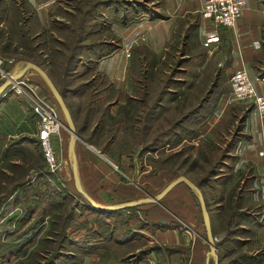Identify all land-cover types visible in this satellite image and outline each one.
I'll return each instance as SVG.
<instances>
[{"label":"crops","instance_id":"obj_1","mask_svg":"<svg viewBox=\"0 0 264 264\" xmlns=\"http://www.w3.org/2000/svg\"><path fill=\"white\" fill-rule=\"evenodd\" d=\"M209 1L0 0V31L2 34L4 32L5 36L0 38V51L2 52L1 47L6 41L9 48L5 49V58L10 60L9 69L15 75L22 74L27 62L21 47L25 40L20 39V33L15 31L17 28L23 30L30 38L35 54L41 58H49L61 50H70L68 44L81 45L76 51L81 61L74 70L78 71L80 66L84 67V73L93 72V75L103 77L112 90L125 95L124 102L118 98L111 100L112 107H118L119 103H148L145 97L137 96L141 91L136 83L137 78L140 75H144L142 77L145 79L147 76L165 74L171 66L170 60H182L172 72L182 77L170 79L176 87L162 89L163 92L154 104L157 106L159 101L158 106L165 107L162 100L166 96L170 97L168 101H179L178 106L182 114L174 123L181 124L165 129L164 139L170 133L171 137L181 138L178 142L181 144L187 140L183 134L186 130V133L192 135L190 140L195 156L201 139L212 141L216 147L223 148L230 140L234 128L238 124L243 126L242 137L230 151L229 157L222 161L221 173L218 175L220 177H217L213 187L206 188V191L212 190L211 197H208L207 192L205 195L204 191V198L216 237L215 213L219 223L223 220L224 223L227 222L228 211L221 209L225 206V199L222 198H225L229 188L238 182L247 186L244 193L245 207H251L250 211L257 215V221L242 223L239 226L241 229H236V234L230 232V239L217 249V256L209 254L210 245L207 242L203 216L202 219L199 216L191 190L185 183H179L161 198L165 197L166 202L160 199L158 202H143L131 206L133 210L123 209L124 214L135 213L128 216L124 223L128 229L141 220L147 226L132 230L125 238L112 237L108 248L104 239L97 237L94 240V249L84 256L82 263L228 264L239 254L247 252L248 250H244L247 245L255 246L256 249L249 252L257 257L264 251V117L259 115L253 104L235 102L231 99L230 89L223 90L225 83L228 84L234 75L246 72L257 91L264 95V0H248L241 18L234 27L216 26L213 23L211 16L204 11ZM6 36L9 39L6 40ZM54 43L61 46L55 48ZM89 44L95 46L87 50L86 45ZM0 57L5 59L1 53ZM40 67L47 74L50 73ZM29 71L31 70H27L23 75L27 76ZM218 78L219 81L224 80V84L221 81V89L224 92L218 89L219 84L214 88ZM3 82L0 80V85ZM199 106L202 107L199 113L192 114L190 120L182 121L190 110ZM186 107L190 109L184 113ZM243 117L245 118L242 121ZM35 118L23 98L13 92H7L6 88L0 92V186L38 187L45 196V201L35 195L30 198L33 211L30 213V221L25 225L32 222L36 216L42 219L34 229V232H38L33 243H28L26 248L33 246L49 227L50 213L46 210L45 203H50L52 192L46 189L48 182L47 177L41 173L43 169L35 166L29 158L38 151L32 145L33 141H37L38 126ZM144 118L141 127L132 126L135 133L150 132L151 119L148 114ZM96 123L98 120L88 126L94 130ZM121 130L123 128L119 131ZM64 131L65 128L62 127L59 142L53 140L55 151L58 148L64 159L60 160L63 163L60 187L72 198H84L76 189L73 178L69 151L71 132H68L66 142ZM91 131V128L85 126L79 130L75 127L77 138L73 146L80 186L97 204L118 205L151 197V184L158 185L163 181L165 187L170 180L178 176L170 166L162 163L163 166H159L158 173L152 177L149 172L150 164L144 159L141 160L143 154H150L151 151L145 150L140 141L137 143L136 147L139 149L137 148L134 157L128 158L130 164L121 160L119 165L111 160L105 151L86 139L87 133L89 139L92 137ZM166 146L161 148H165V155H168L166 153L172 149ZM175 150L178 151V147ZM207 152L217 154L209 150ZM222 194L225 197H219ZM13 195L8 194L0 204L1 241H6V236L10 233V229H2L4 223L10 219L14 225L28 208L26 199L20 197L16 200ZM79 200L83 204L82 198ZM55 204L56 201L52 205ZM71 204L73 203L68 205ZM211 204L217 206L216 211L212 210ZM150 205H153V208ZM41 212L42 215L39 214ZM114 214L116 213L107 217L106 222L111 224ZM92 215L90 209L83 215L76 214L74 223L66 229L67 233L76 238L83 237L87 229L83 225L84 220L88 221ZM242 229L251 231L253 237L247 236ZM242 236L247 237L243 239ZM238 238L246 243L238 248H229L232 243H237ZM153 247H158L159 250L151 251L143 260H136L133 256L128 261H122L116 255V249L126 251L124 255L120 254L125 256ZM107 249L114 251L111 252L110 258L104 255ZM220 250L222 253L230 250V253L220 260ZM13 260L14 258H11L10 261L0 264H13ZM256 264H264V255Z\"/></svg>","mask_w":264,"mask_h":264},{"label":"rangeland","instance_id":"obj_2","mask_svg":"<svg viewBox=\"0 0 264 264\" xmlns=\"http://www.w3.org/2000/svg\"><path fill=\"white\" fill-rule=\"evenodd\" d=\"M54 44H55V48L61 46L58 43H54ZM68 46H70L69 47L70 50H67V49L64 50L63 51V53H65L64 56H62L60 54V57H59V54L53 53L51 56V60H50L51 64L49 65V67L44 65V68L48 72H50V73H48V76L50 75L51 80L53 81V83L57 87L58 91L62 95L63 100H64V102H65V104H66V106L70 112L72 121L74 123V127H76L77 130L83 128V126L91 128L92 129V131H91L92 137L89 139V133H87L85 135L86 139L92 141L93 145H95L98 149L105 151L107 153L108 157L111 160H114L118 164L121 160L123 162H126L127 164H130V161L128 158L134 157L135 152H137V150L139 149L138 147H136L138 145L137 143L139 141L142 142L141 146L146 145L147 149L151 150L150 154L149 153L143 154L141 157V160L144 159L146 163L150 164V171L149 172H150V175L152 177H155V174L158 173L159 166H163L162 159L165 158V156L167 157L170 153L177 151V150H175L176 147H178L179 150L183 148L185 150L184 156L187 155L189 158L188 162H186L184 164V166L181 167L180 166L181 157H180V159H177L176 161L174 160V163H172V164L168 163L166 165L170 166L172 168V171H175L176 169H178V171H181L182 173L178 174V176L185 175L197 184V182L200 180V176H202L206 172L205 168H208V164L205 163L203 160H200V162H201L200 164H202V168L196 169L195 172H190L191 160H193L194 157H193V153H192L193 150L190 148L192 141L190 140L189 137H187L189 134L186 133V131H184L183 134L187 137V140L181 144H178L175 137L170 138V139H172V141H174V143L166 146L167 148H169V146H170V148L172 149V150L168 151L169 153H166L168 155H165V152H164L165 148H161V147L157 151L152 152V150H153L152 148L155 147L153 145L161 144L163 140L165 142L164 135H163L164 130L168 129V128L171 129L172 127H174L175 120L178 119L182 114L181 109L178 106L179 101H177V100H175L174 102H171L170 100L168 101V98H170L168 96H166V97L163 96L164 99L162 100L163 101L162 103L163 104L165 103V107H159L158 106L159 101L157 103L158 104L157 107L155 106L154 109L152 107L155 104V102H157L159 93L161 92L162 89H167L169 87H176L174 82L168 81L169 80L168 78L175 79L177 77H182V75H180V74H172V76H171V72H172V70H174V66L175 67L178 66L177 65L178 60H174V59L170 60L171 66L168 68L167 73H165V74H159V75L155 74L153 76H147V78H145V79H144V77H142V75H140V76L138 75L139 77L137 76L138 78H137L136 83H137L138 88H141V91L137 94V96H138V98H140V96L145 97V100H147L148 103L143 104V105L142 104L141 105L140 104H136V105L134 104L132 106L129 105L130 107H127L128 111H129L128 112L129 119H128V118H124V116L120 112V108H122V106L124 105L123 103L122 104L119 103L118 107H114V106L112 107V105H110V106H108V108H106V106L109 104V102L111 100L118 98V99H122L121 101L124 102L126 97L124 96V94L120 93V95H119L116 92L112 91L107 86V83L102 79L101 76H99L97 74L93 75V72L86 74L83 71L84 67H81V66L79 67L78 71H74L75 73L70 74V72H68V71L64 72L65 70L63 68V64L66 61V57L69 55V53L71 51L72 45L68 44ZM84 56H85V54H84ZM4 63H7V65H8L5 67V69H9L10 60H6V61H4ZM163 67H165V65ZM24 77L26 79L28 78V81L30 83L34 84L36 91L38 93L43 94L46 97L45 99L49 103H51L52 105H54L56 107L60 120L62 121L63 124H65V126H67V122L64 118V115H63L57 101L55 100L51 90L48 88V86H47L46 82L43 80V78L34 70L29 71L27 76H24ZM87 82H89L90 85L82 86V84L87 83ZM38 85L40 87H38ZM41 86H42V88H41ZM41 89L42 90L44 89L46 93H43L41 91ZM20 97L23 98V100L28 103V101L24 97H22V96H20ZM92 98H93V100H92ZM110 104H112V102H110ZM149 105H150V107H149ZM187 109H190V108L186 107L183 112L184 113H185V111L187 112ZM150 110H151V112H153V114L150 113V114H152V120L150 123V132H149L150 134L146 133L145 131H139L138 133H135L132 126L136 125L138 127H141L142 120L145 119L144 116ZM99 119H100L101 124L96 123L95 125H97V127L94 130L92 127L88 126V125H92L94 122H97V120L99 121ZM92 120H93V122H91ZM36 122H37V119H36ZM63 128H65L64 134H66V142H67L69 131L66 129V127H63ZM121 128H123V130L119 131ZM155 137L158 138V140L154 142L153 140L155 139ZM137 139H139V140L137 141ZM54 140L56 142L58 139L56 138ZM58 142H59V140H58ZM32 145H33V148H37L38 151H37V153L34 152V154L32 156H29L30 161L35 166H40V168L44 170L46 164H45V160L42 156L38 140L36 142L33 141ZM172 146H175V147H172ZM54 150H55V147H54ZM56 151H57V155L59 157L58 159L62 160L63 158L60 155L58 148L56 149ZM190 154H192V155H190ZM183 172L187 173V175L184 174ZM39 176H41V175H39ZM178 176H175V178ZM43 178H45V177H43ZM60 178L61 177H58L57 175H53V179L56 183L57 188L60 187V186L58 187V185H60V183L62 182V180ZM174 179H172V180H174ZM164 185H165V183L163 181H161L158 185L151 184V187L149 188L150 195H152V196L156 195L164 187ZM56 187H52L51 185L46 183V189L48 188L52 191L54 189V191H56L60 194H66V193H63L66 191L62 187H60L59 189H56ZM206 188L205 187L201 188V190L203 192V195H204V191H205V195L207 192L208 197L210 198L211 194H212V190L208 189L206 191ZM10 189H11V187H8V186H0V195L1 194H8ZM12 193H10L9 196H11ZM216 193H218V192L216 191ZM40 195H42V196H39L40 200L45 201L44 200L45 199L44 194L40 193ZM192 196L194 198L193 194H192ZM53 198L54 197H50V203L49 204L45 203V206H47V207H49V205L52 206V204L55 202V199H53ZM81 198L83 200V202H82L83 204H81V202L79 200ZM164 198L161 199L162 202H166V201H164L165 200ZM194 201H195V206L198 209L199 216L202 219L200 201L196 200V198H194ZM70 202L73 203L71 205L74 208L75 214H77V215L82 214L83 215V214H85L86 211H88V209L86 208V204H88V203L81 196L73 197V198L70 196L68 202L65 203L64 205H62L61 207H59V211L62 212L65 209H68L69 208L68 204H70ZM150 206H152L151 208H153V205H150ZM207 207H208V205H207ZM211 207H212V210H214V211L217 210L216 205L211 204ZM131 210H133V209H131ZM51 212H53V210ZM134 214L135 213H131V214L129 213V214H125V215H127V217H128V216H132ZM94 218L95 217L93 214L92 216H90V219L88 221L84 220L85 222L83 223V225H85L87 227V229L88 228H94L96 226L94 224ZM118 219H120V220L126 219V216H122ZM87 222H89V223H87ZM221 222L222 223H219L218 217H216V213H215L214 230H215V233L217 234V237L215 236V239L217 242L230 239V234L228 235V232L226 231V227H227L226 223H224V220ZM142 223H144V221L141 220V222L135 224L133 227L129 226V229H128V226L127 227L123 226V230H126L127 232L129 231L130 233H132V230L139 228V225ZM203 227H204V225H203ZM102 228H104V227H102ZM204 232H205V230H204ZM44 233H45V231L40 235V237ZM245 237H247V236H242L243 239H246ZM250 237L252 238L253 235ZM217 238H218V240H217ZM238 247H239L238 243H232L229 248L232 249V248H238ZM217 249H219L218 246H217ZM255 249H256L255 246L250 244V245H247V248L244 250H248L247 252H249V251L252 252ZM241 250H243V249H241ZM220 251L222 252V250H220ZM239 252H241V251H239ZM218 253H220V252H218ZM17 260L18 259H14L13 261L16 262Z\"/></svg>","mask_w":264,"mask_h":264},{"label":"trees","instance_id":"obj_3","mask_svg":"<svg viewBox=\"0 0 264 264\" xmlns=\"http://www.w3.org/2000/svg\"><path fill=\"white\" fill-rule=\"evenodd\" d=\"M12 31H13V29H12ZM15 31L20 33L19 36H20L21 40L22 39L25 40L21 43L22 44L21 47L23 48L22 55L26 56V58H24V60L34 62L38 66L44 67V65H46L47 67H49V65L51 64V61H50L51 57L41 58L40 56H37L34 52L33 47L31 46L30 38L25 35V32L19 28H17ZM3 36H4V32L2 34V31H0V38H2ZM7 39H9L8 36H6V40ZM7 44L8 43L5 41L3 44V47H6V48L1 47L3 50H2V52L0 51L1 56H4V58H5V49L9 48V46ZM65 45L67 46V44H65ZM80 46L81 45H79L78 43L73 44L71 47V51H70L69 55L67 57L65 56L66 61L63 64V68L65 70L64 72L68 71V72H70V74L75 73L74 69L78 66V64L81 61L80 58L77 56V53H76V51L79 50ZM94 46H95L94 44H89V45H86V48L88 50L90 48H93ZM57 54H59V57H60V54L62 56H64L65 53H63V51L61 50ZM4 60L6 61L7 59L5 58ZM181 62H182V60H178L177 63L179 64ZM6 66H8L7 63H4V68ZM174 68H175V66H174ZM174 70H172V72H174ZM172 72H171V76H172ZM142 76H144V75H142ZM102 79L105 81V79L103 77H102ZM168 79H169L168 81L170 82L171 78H168ZM219 79L220 78H218L216 83L214 84V88H216L218 86L217 84H219L218 89L219 88L221 89V81L224 84V80L221 79L219 81ZM225 84L226 85L224 86L223 90L231 89L230 81H228V84L227 83H225ZM85 85H90V83L87 82V83L82 84V86H85ZM107 86L110 89L112 88L108 84H107ZM223 90H222V92H224ZM41 91H43L45 93L44 89L43 90L41 89ZM112 91H114V90H112ZM162 92L163 91H161L159 93L158 98L160 97ZM116 93L120 95V93H118V92H116ZM92 100H93V98H92ZM110 105L111 104L109 102V104L106 106V108H108V106H110ZM129 105L130 104H125V106L123 105L122 108H120L121 114L124 116V118H128V119H129V117H128L129 111H128L127 107L132 106V105H130V106ZM152 107L154 109L155 105H153ZM201 110H202L201 106L194 108L193 110H190L185 115V117L182 118V121L190 120V117L192 114L199 113ZM150 113L153 114V112H151V110H150L147 113L149 115V118L152 120V114H150ZM244 118L245 117L242 118V121ZM100 119L98 121L99 124H101ZM179 123L181 124V122H178V124L177 123L174 124V127H175V125L179 126L180 125ZM174 127H172V128H174ZM242 127L243 126L241 124L240 125L238 124L236 126V128L234 129V132L231 135L230 140H228V142L226 143V146L223 148H222V146L216 147L212 141H206L203 139L200 140L198 150H197L195 156H193L194 157L193 160H191V169H190V172H195L196 169L202 168V164H200L201 163L200 160H203L205 163L208 164V168H205L206 172L202 176H200V180L197 182V185L200 188H204V187L206 188L208 186L213 187V183L215 181H217V177H220L218 175H220V173H221L220 172L221 168H222L221 165L223 164L222 161L229 157L230 151L234 149L236 143L238 142L240 137H242ZM169 135H170V133H168L166 135L165 142L163 140L161 144L153 145L155 147L152 148L153 149L152 152L158 150L160 147H164L166 145H170V144L174 143V141H172V139H170L171 136H169ZM187 137H189L191 139L192 135L189 134ZM187 137H186V139H187ZM157 140H158V138L155 137V139L153 141L155 142ZM176 141L177 142L181 141V138H176ZM193 147L194 146L191 143L190 148L193 149ZM144 148L147 149V146L145 145ZM207 150L212 151L213 153L215 152L217 154L216 155L209 154L207 152ZM184 154H185V150L183 148L178 150V151L172 152L162 161V163H164V164L171 163L172 164V163H174V160L176 161L177 159H180V157H181L180 166L183 167L184 164L186 162H188V160H189L188 156L187 155L184 156ZM190 155H192V154H190ZM174 173L180 174L182 172H178L175 170ZM183 173L187 175V173H185V172H183ZM246 189H247L246 184H240V182H238L233 187L229 188L226 197L223 194L219 195V197H225V198H222V199H225V206H223L221 209H226L228 211V219L226 222V226H227L226 231L228 232V235L232 231H233V233L236 234V232H237L236 229L242 223L250 224L254 221H257V219H256L257 215H255L254 213H252L250 211L251 207L250 206L245 207L244 193H245ZM36 192H37V194H35ZM39 192L40 191H39L38 187L31 188V186H22V185L21 186H13V187H11L10 191L8 192V194H10V193L14 194L13 197L16 200H18L20 197L26 199L25 202H26L28 208H26V211L24 212L25 214L23 216H21V219H18L14 225H12L11 220L8 219V222L4 223V225L2 226L3 230L6 228L10 229V233L7 234L6 241H1V239H0V262H4V261L8 262V261H10L11 258H14V259H18V260L16 262H14L13 264H80L83 262L84 256H86L88 253H90L94 249V247H95L94 246V240L97 237L103 238L104 241L106 242V247L108 248V246H109L108 243L113 240L112 237L117 236L120 238H125V237H128V235H129V231L127 232L126 230L122 229V227L124 226V223L128 219L127 215H125L123 213V211H124L123 209L122 210H115V211H108V212H100V211L90 210L94 214V217H95L94 218V224L96 226L94 228H88L86 230V233L84 234V236L80 237V238H76V237L68 234L66 229L68 226H70L71 224L74 223L75 218H76V214L74 212V208L72 205L69 206L68 209H65L64 211H62L63 213L59 211V207H61L65 203H67L70 196H68L67 192H63L66 194H60V193L53 190L51 192L50 197H54L53 199H55L57 204L52 205V206L49 205V207L46 206L47 207L46 210L49 211V213L53 210V212L50 213L49 227L45 231V233L37 241H35V244L33 246L26 248L28 243L29 244L33 243L34 237L38 232V231L34 232V229L36 228V226L39 224V222L42 219V217L36 216V218L34 220H32V222L25 225L26 223H28L30 221V219H31L30 213H31V211H33L32 210L33 208H31L32 204L30 203V198L32 197V195H35L38 198L39 194L41 193V192L40 193ZM191 192L194 195V198H196V200H199L198 197L195 195V193L192 190H191ZM8 194H1L0 195V204H1V202H3V200L6 198V196ZM33 205H34V203H33ZM37 205H38V202H37ZM131 209H134V208L129 207V208H126L125 210H131ZM114 212L116 214H114L115 217H112L114 220L113 223L110 224V223L106 222V218L107 217L109 218L110 215ZM39 214L42 215L43 213L41 212ZM122 216H126V219H123V220L118 219ZM146 226L147 225L144 223L139 225V227H146ZM102 227H104V228H102ZM239 229H241V228L239 227ZM242 232L248 234L247 236L252 235L251 231L248 232V231L242 229ZM225 241H227V240H224V242L218 241L216 243L218 248L222 247L223 244L225 243ZM236 241H237L238 245H242V244L244 245V243H246V242H244V240H241L239 238ZM90 243H93V244H90ZM157 250H159L158 247H153V248H151L149 250H145V251L140 250V251H138L134 254H131V255L120 256V254L124 255L126 253V251H124L123 249H116V251H117L116 255L122 261H128L133 256L135 257L136 260H143L151 251H157ZM111 252L114 253V251H112V250L109 251V249H107L106 254H104V255H106L108 258H110L109 256H110ZM229 253H230V250L225 251L223 253L221 252L220 253V260H222L223 256H225V255L228 256ZM263 255H264V251L261 252L258 257L256 255L251 254L250 252H244L242 254H239V256L234 261L233 260L229 261L228 264H235L236 262H241L240 264H256V263L261 261V259L263 258Z\"/></svg>","mask_w":264,"mask_h":264},{"label":"built area","instance_id":"obj_4","mask_svg":"<svg viewBox=\"0 0 264 264\" xmlns=\"http://www.w3.org/2000/svg\"><path fill=\"white\" fill-rule=\"evenodd\" d=\"M247 2L248 0H210L205 5L204 11L211 16L216 26L234 27L241 18ZM4 61L0 57V80L9 81L8 88L28 101L37 119V140L46 164L41 173L47 177L49 185L56 187L53 175L61 177L60 173L63 167V163L58 159L53 145V140L60 138L63 127L58 111L54 105L45 99L46 97L43 94L36 91L35 86L28 79L24 76L16 78L13 71L5 69ZM230 84L231 99L233 101L254 104L259 115L264 117V95L257 91L246 72L234 75L230 80ZM59 188L56 187V189Z\"/></svg>","mask_w":264,"mask_h":264},{"label":"water","instance_id":"obj_5","mask_svg":"<svg viewBox=\"0 0 264 264\" xmlns=\"http://www.w3.org/2000/svg\"><path fill=\"white\" fill-rule=\"evenodd\" d=\"M29 69L36 71L43 78V80L46 82L48 88L51 90V92H52L55 100L57 101V103H58V105H59V107H60V109L64 115V118L67 122V126H65V124H63V123L62 124L64 127H66V129L68 131L71 132V136H70V140H69V151H70V160H71L74 183H75L76 189L84 196L85 200L88 203V204H86V208H88L90 210H94V211L108 212V211L126 209V208H129L131 206H135L137 204L143 203V202H158L172 187L176 186L179 183H185L189 187V189L195 193V195L198 197V199L200 201L201 213L203 216V221H204L206 232H207V242L210 245L209 254L217 256V253H216L217 252V246H216V242H215V236H214L213 230H212L210 213H209L203 192H202L201 188L195 182H193L191 179H189L185 175L178 176L176 179L170 181L156 196L147 197V198H144V199H141L138 201H130V202L123 203V204L106 205L105 206V205L97 204L92 198H90V196H88L82 190V188L80 186V182H79V178H78V174H77V169H76V159H75V155H74V146H73L74 141L77 138V135L75 133V127H74V123L72 121L70 112H69V110H68V108H67V106L63 100V97L60 94V92L58 91V89L55 86V84L53 83V81L51 80V78L48 76V74L40 66H38L34 62L27 61L22 74L16 75V78L21 77L23 75V73ZM8 86H9V81H4L0 85V92L2 90H4V88L7 89V92H12L11 89L8 88Z\"/></svg>","mask_w":264,"mask_h":264},{"label":"bare ground","instance_id":"obj_6","mask_svg":"<svg viewBox=\"0 0 264 264\" xmlns=\"http://www.w3.org/2000/svg\"><path fill=\"white\" fill-rule=\"evenodd\" d=\"M64 127V126H63Z\"/></svg>","mask_w":264,"mask_h":264}]
</instances>
